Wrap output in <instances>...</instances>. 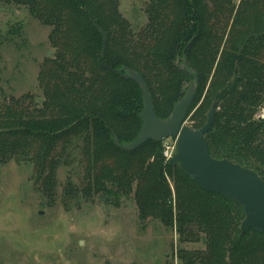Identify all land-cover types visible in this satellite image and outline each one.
I'll list each match as a JSON object with an SVG mask.
<instances>
[{"label": "trees", "instance_id": "1", "mask_svg": "<svg viewBox=\"0 0 264 264\" xmlns=\"http://www.w3.org/2000/svg\"><path fill=\"white\" fill-rule=\"evenodd\" d=\"M5 1L27 6L51 27L55 54L43 59L37 77L41 105L30 93L0 102V165L31 163L35 183L53 198L60 163L79 153L85 183L77 188L69 181L67 197L134 191L139 216L174 225L179 242L204 234V251L178 250L182 264H264V235L241 233L236 200L201 189L164 163L160 142L126 152L112 137L135 140L143 110L139 85L114 70L142 75L165 119L192 81L176 64L185 56L199 77L196 96L212 76L207 97L219 111L205 134L209 152L255 170L264 182V120L253 119L264 96V0H149V21L135 34L118 0Z\"/></svg>", "mask_w": 264, "mask_h": 264}, {"label": "rangeland", "instance_id": "2", "mask_svg": "<svg viewBox=\"0 0 264 264\" xmlns=\"http://www.w3.org/2000/svg\"><path fill=\"white\" fill-rule=\"evenodd\" d=\"M148 6L149 0H118L117 10L132 33L146 28ZM50 33L51 27L31 15L27 6L0 0V102L30 93L41 105L37 77L43 59L55 54ZM211 78L191 104L186 119L191 127L206 122ZM260 112L264 113V96L253 119L264 120ZM174 146L172 137L159 143L164 163ZM71 156L56 170L53 198L35 183L31 163L12 159L0 165V264H182L177 257L180 248L204 251L203 233L197 241L179 242L174 225L139 216L134 191L67 197L69 181L77 188L85 183L83 157ZM146 159L153 162L154 156ZM166 177L174 193L172 179Z\"/></svg>", "mask_w": 264, "mask_h": 264}, {"label": "water", "instance_id": "3", "mask_svg": "<svg viewBox=\"0 0 264 264\" xmlns=\"http://www.w3.org/2000/svg\"><path fill=\"white\" fill-rule=\"evenodd\" d=\"M176 64L192 76V81L185 88L184 95L173 104L172 112L165 119L157 116L150 91L142 75L133 70L125 72L114 70L116 74L139 85L143 106V110L139 113L142 125L136 139L123 143L112 132L116 147L126 152H133L150 140L162 142L170 137L174 138L176 143L173 154L168 159L169 165H175L201 189L236 200L244 214L239 226L241 233L255 229L264 235L263 180L255 170L226 158L216 159L209 152L205 134L215 123L216 101L212 103L207 113V121L201 128L194 129L186 124L189 109L198 93L199 77L189 67L185 56Z\"/></svg>", "mask_w": 264, "mask_h": 264}, {"label": "built area", "instance_id": "4", "mask_svg": "<svg viewBox=\"0 0 264 264\" xmlns=\"http://www.w3.org/2000/svg\"><path fill=\"white\" fill-rule=\"evenodd\" d=\"M263 116H264V113L263 112H260L259 113V115H258V117H260V118H263ZM174 139V138H173ZM175 140V139H174ZM175 143H176V140H175ZM175 147V146H174ZM173 153H171L170 152V154L168 155V157L170 158V156L172 155Z\"/></svg>", "mask_w": 264, "mask_h": 264}]
</instances>
